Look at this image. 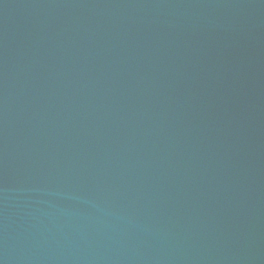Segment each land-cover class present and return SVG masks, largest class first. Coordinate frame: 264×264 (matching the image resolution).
<instances>
[{
	"label": "water",
	"instance_id": "water-1",
	"mask_svg": "<svg viewBox=\"0 0 264 264\" xmlns=\"http://www.w3.org/2000/svg\"><path fill=\"white\" fill-rule=\"evenodd\" d=\"M0 264H264V0H0Z\"/></svg>",
	"mask_w": 264,
	"mask_h": 264
}]
</instances>
